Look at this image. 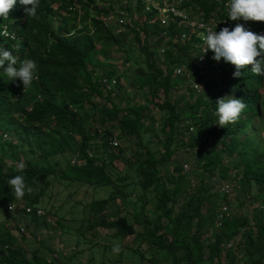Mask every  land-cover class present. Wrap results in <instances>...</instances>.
Instances as JSON below:
<instances>
[{
  "label": "trees",
  "instance_id": "16d2710c",
  "mask_svg": "<svg viewBox=\"0 0 264 264\" xmlns=\"http://www.w3.org/2000/svg\"><path fill=\"white\" fill-rule=\"evenodd\" d=\"M78 2L80 12L67 10L69 0H39L37 18L33 19L25 17L24 7L16 0L8 14L7 27L14 36L8 40L0 35V48H6L17 58L14 67L18 68L23 59L35 60L38 78L23 91L21 81L9 80L4 68H0V202L35 207L37 195L33 191L26 192L22 200L14 198L7 182L16 175H23L26 185L32 189L36 182H45L50 174L95 186L128 185L129 192L113 188L105 197L87 203L89 218L99 219L94 225H101L103 215H107L104 225L112 227L114 233L122 237L134 234L136 226L140 225L141 233L151 246L174 252L177 246L165 244L160 233L155 235L159 228L157 223L151 226V220L143 215L148 200L146 195L152 192L157 221L166 218L177 231L178 223L185 217L186 223L193 227L191 247L181 244L187 250V264H198L205 259L214 264L225 261L232 264L237 253L242 264H264V224L258 214L264 205L253 206L256 210L251 227L246 226V215L231 214L229 210L221 218L220 226L215 227L220 205L209 200L214 195L209 191L212 186L207 183V179L215 175L222 179L232 176L241 194H247L249 186L256 185L260 195L258 204L261 203L264 196V136L257 121L263 118L260 107L264 108V75L253 74L248 66L241 70V77L234 79L235 67L223 59L214 61L211 51L204 55L197 72L194 61L202 43L198 34L201 29L192 30L174 22L160 26L152 12L134 14L130 9L125 15L126 23L119 28L113 22L94 18V14L106 16L109 3L98 7L96 0ZM226 3L227 0H180L179 7L191 19H194L192 12H196L198 21L223 19L229 29L241 24L246 30L264 35V23L228 20ZM140 9L142 4L137 1L134 11ZM17 44L19 51L15 47ZM161 46L163 50L159 52ZM112 47L121 51L122 65L130 63V68L127 66L133 76L130 85L136 91L130 102L115 103L111 96L121 88L119 79L122 76L115 73L116 62L108 57ZM133 48L138 55H132ZM176 66L191 74L187 77L185 73L173 75ZM206 67L211 73L205 71ZM110 78L115 83L107 86ZM193 82L200 83L203 91L193 89L190 86ZM183 83L185 91L170 98L171 91ZM157 91L162 93V98L155 101ZM185 92L193 95L191 101ZM226 95L244 100L247 108L236 123L221 128L214 115L215 102ZM85 104L93 106L91 113L85 111ZM153 109L160 112L157 120ZM155 128L162 134V139L154 141L156 149L145 147L144 156L136 159L132 168L135 181L110 168L112 159L122 157L118 142L115 146L110 143L112 130H117L119 135L135 136L136 143L143 146V134L151 133L157 137ZM16 138L27 141L29 150H38V167L24 161L25 168L20 172L17 169L21 161H6L1 154L2 147L9 149L8 154L13 158ZM91 141L95 145L99 142L101 146L103 156L97 158L100 163L86 153ZM180 147L191 150V181L194 179L197 186L191 182V194L181 201L180 210L171 214L170 202L178 198L180 191L185 192L183 186L187 183L182 179L187 180L188 176L182 174L185 172L183 164L177 160L169 174L159 173L157 165L167 162ZM114 148H117L116 152L112 151ZM60 154H69L70 161L65 162L64 168L57 169L58 160L51 162L50 158ZM121 180L126 182L120 185L118 181ZM135 187L140 189L139 193L132 191ZM127 195L131 197L127 198ZM129 199L135 205L139 202L132 221L119 212ZM111 201L117 203V208L108 215L104 209ZM203 201L209 204L207 214L201 212ZM29 213L37 216L34 211ZM207 227H211L212 233L203 243L202 231ZM237 234L241 237L236 244L222 245L231 242ZM237 248L239 252H236ZM0 264L66 263L17 255L11 232L3 228L0 229Z\"/></svg>",
  "mask_w": 264,
  "mask_h": 264
},
{
  "label": "rangeland",
  "instance_id": "374dc122",
  "mask_svg": "<svg viewBox=\"0 0 264 264\" xmlns=\"http://www.w3.org/2000/svg\"><path fill=\"white\" fill-rule=\"evenodd\" d=\"M99 4L101 5L102 2ZM191 15L194 17V20H197L198 16L196 12H192ZM154 18H156L155 15ZM52 24H55V22ZM133 50L132 55H138V51L134 48ZM108 57L110 60L116 62L115 73L122 74L119 79L121 88L111 96L115 103L130 102L131 96L136 92L130 85L133 78L132 72L129 70L130 63L122 65V53L114 47H112ZM140 59H142L141 56ZM158 64L162 66L161 63ZM205 71L211 73L209 67H206ZM184 91L185 83L173 89L170 93V98H174L175 95L181 94ZM185 94H188V100L191 101L193 99V95L191 96L190 93L185 92ZM157 96L158 98H155V101L161 100L162 93L157 91ZM94 102L97 103L98 100L94 99ZM106 106H109V103ZM84 109L86 112L91 113L93 106L85 104ZM159 113L157 109H153V115L156 120ZM260 113L263 118L257 121V127L262 130V135L264 136V108L260 107ZM155 130L157 131L156 128ZM112 132L113 138L118 142L117 146L122 150V157L112 159V167L110 168L118 170L121 176L125 174L135 181V171L132 168L134 167V163H136V159L140 160L144 156L145 147L156 149L154 141L157 138L162 139V134L158 131L157 137H154L151 133L143 134V146H140L136 143L135 136L119 135L117 130H112ZM15 144L12 148V151L15 153L13 158L8 154L10 150L5 146L2 147L1 154L7 162L14 161L19 163L20 161H28L34 167L40 165L37 149L33 151L29 150L27 141L18 140L17 138L15 139ZM186 147H180L177 152L171 155L167 162L157 165V170L161 174H169L175 160L186 165L185 172H181L188 176L187 180L184 177L182 179L183 183H187V185L183 186L185 192L180 191L178 198L175 197L170 202L172 204L171 214H176L180 210L181 201L191 194V182L197 186V182L194 179L191 181V161L189 160L191 158V150ZM88 149L92 157H96L95 162L100 163L97 158H102L103 152L99 142H96L95 145L94 141H91V146ZM116 149L114 148L112 151L116 152ZM55 159L58 160L55 167L57 169L64 168L65 162L70 161V155L60 154L56 158H50L51 162ZM104 160L105 164H107L106 159ZM111 178H115L114 172L111 173ZM127 181L130 180L127 179ZM118 182L120 185H123L126 180ZM207 183L212 186L209 191L214 195L209 200H212L216 206L225 204L226 202L228 205L226 206L231 214L246 215L248 220L246 226L251 227L253 225V217H255L254 213L256 210L255 208L253 209V206L258 205L260 200L256 185L249 186L247 194H241L232 176L222 179L218 175H215L208 178ZM33 187V193L37 195V201L33 205L42 209L43 215L41 216H35L32 213L26 212L23 209L24 206L16 204L13 207L14 211L11 212L8 208L9 203L0 202V210H2V214H0V229L8 228L11 232V240L16 246L17 255L25 258L36 256L43 259L51 258L54 261L66 264H187L185 260L187 250L181 244L184 243L189 248L191 247V230H193V227L186 223L185 217H182L178 223L177 231L171 228V223L166 218L161 217L157 221V214L153 209L155 196H153L152 192L146 195L148 200L145 203L143 215L151 220V226L157 223L159 228L156 229L155 235L160 233L165 244L177 246L174 252H168L167 249H157L151 246L141 233L143 229L140 225L136 226L134 234L122 237L115 234L112 227L104 225L108 220L107 215H103L101 225H94L99 220L98 218H96L97 220L89 218L90 210L87 203L91 199L103 198L113 188H120L122 191L129 192L128 187L130 186L128 185L114 186L113 184H107L95 186L80 181H68L60 176L50 174L45 182H36ZM222 187L228 188V192L223 194ZM132 191L139 193L140 189L135 187ZM130 197L131 195H127V198ZM202 203L201 212L202 214H207L209 204L206 201ZM138 205L139 202L135 205V203H132V199H129V201H125L120 207L119 212L125 214L132 221L134 209L138 208ZM116 208L117 203L111 201L107 203L104 213L109 215ZM259 213L264 224V208ZM18 226L25 227L23 233H16ZM211 233V227H207L206 231H202L203 243L206 242V238H210ZM240 237L237 234L233 237L231 243L236 244ZM117 243L122 249L119 254L112 251V247ZM236 250V252H239L238 248ZM237 254L238 257H236L232 264H242L241 257L239 253ZM198 264H214V262L205 259ZM222 264H227V262L225 261Z\"/></svg>",
  "mask_w": 264,
  "mask_h": 264
},
{
  "label": "clouds",
  "instance_id": "9594fccd",
  "mask_svg": "<svg viewBox=\"0 0 264 264\" xmlns=\"http://www.w3.org/2000/svg\"><path fill=\"white\" fill-rule=\"evenodd\" d=\"M24 7V15L28 18H37V8L39 0H19ZM16 5V0H0V35L4 39L10 40L14 33L8 30V14ZM227 10L228 20L230 21H253L264 23V0H227L224 5ZM5 27H3V25ZM201 41L204 46V52L211 51L212 59L224 62L235 67L233 78L242 76V69L250 66L251 72L255 75H264V35H258L246 30L243 25L236 24L232 29L228 27L221 28L219 32L208 30L201 33ZM19 51V45H15ZM203 59V56H200ZM7 62V67L4 65ZM17 58L6 48H0V68H4V73L11 81L19 79L23 86V91L29 88L34 79L38 78V64L33 59H23L19 67ZM195 85V84H194ZM199 89V85H195ZM203 91V90H202ZM234 91V89H233ZM247 104L242 99L235 98L232 95L223 96L215 102L214 115L217 117V125L226 128L227 125L236 123ZM25 168L24 163L18 164V171L22 172ZM11 192L16 200H22L26 192L31 193L33 189L26 185L23 175H16L7 182ZM9 210L14 211L12 204H9ZM2 214V210H0ZM121 247L117 243L112 247L113 253L119 254Z\"/></svg>",
  "mask_w": 264,
  "mask_h": 264
},
{
  "label": "built area",
  "instance_id": "2783aa9c",
  "mask_svg": "<svg viewBox=\"0 0 264 264\" xmlns=\"http://www.w3.org/2000/svg\"><path fill=\"white\" fill-rule=\"evenodd\" d=\"M137 1H140L142 4V9H140L139 11H134V6L137 3ZM102 2V4L108 5L107 3H109V8L107 9V15L106 16H101V15H96L94 14V18L95 19H99L103 22H113V24H115V26H119V28L126 23L125 21V15H127L129 12L128 10H132V13L136 14V12L138 14L140 13H145V12H152L155 15V19L158 21L160 26H165L167 25L169 22H174L176 24H184L185 26H188L189 28H191L192 30H194V28H198L199 30L201 29V31H198V34L201 35V33H206L208 30H212V31H216L219 32L221 28L224 27H228L229 28V24L225 23L223 19H213L210 18L208 21L206 22H201L198 20H194L188 17L187 13L185 12V10H183L181 7H179V3L180 0H110V2L108 0H96V6H101L99 3ZM67 10H75L77 12L81 11L80 8V3L78 2V0H69V3L67 4ZM159 52H161L163 50L162 46L160 48H158ZM199 55L197 57V59L194 61L197 64V72H199L200 69V63L201 61H203V59L200 58V56L202 55L204 58V55L206 53L204 52V46L203 43H201V46L199 47ZM194 64V63H193ZM195 65V64H194ZM196 66V65H195ZM186 71L183 69V67H179L176 66L173 68V75H178V74H183ZM191 73L187 72L185 73L186 77L188 75H190ZM114 80L113 78H110L108 83L106 84L107 86H110L111 84H114ZM199 85L200 83L198 82H193L190 86L195 89L198 90L199 88L196 87L195 85ZM112 146L117 145V141L113 138L110 141ZM86 153L88 156H92L91 153H89L88 150H86ZM71 161H74V158H72ZM183 170L186 168V165L183 164L182 165ZM222 191L224 193L228 192V188L226 187H222L221 188ZM12 206H15V203H11ZM9 205V204H8ZM264 205V196H262L261 198V203L258 204V206H263ZM9 208V206H8ZM24 210L26 212H32L34 211V213L37 216L42 215L43 211L40 207H34L32 208L31 206H24ZM228 214V208L225 204H221L219 211L217 213L216 219L214 221V226H220V220L221 218H223L224 215ZM18 232L19 233H23L24 232V227L23 226H18L17 227ZM222 245H225V247H230L231 242H226Z\"/></svg>",
  "mask_w": 264,
  "mask_h": 264
}]
</instances>
